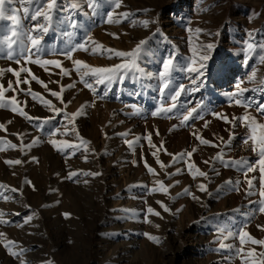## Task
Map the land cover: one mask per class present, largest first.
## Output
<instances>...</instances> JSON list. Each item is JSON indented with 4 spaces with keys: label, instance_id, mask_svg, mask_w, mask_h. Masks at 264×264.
I'll list each match as a JSON object with an SVG mask.
<instances>
[{
    "label": "rangeland",
    "instance_id": "rangeland-1",
    "mask_svg": "<svg viewBox=\"0 0 264 264\" xmlns=\"http://www.w3.org/2000/svg\"><path fill=\"white\" fill-rule=\"evenodd\" d=\"M47 2L23 6L16 2L8 7L18 10L28 30L44 23L43 16L32 21L31 15L45 10ZM23 7H29L27 18ZM109 11L121 22L108 23ZM119 13H127V18ZM51 16L50 30L41 41L44 51L31 61L25 45L13 44V59L7 58L10 49L0 46V70H4L0 103L7 105L0 108V185L4 186L0 194L7 197L0 199L4 213L0 264H264V245L252 242L264 240V230L257 227L264 225V213L258 211L264 200L259 170L264 139L259 125H264V114L257 110L258 105L264 107V0H121L119 9L109 0H57ZM72 20L79 27L72 28ZM10 24L0 23V33L8 32L4 25ZM8 39L16 37L8 32ZM141 41L145 43L136 70L110 85L96 84L95 77L86 76L83 80L93 88L85 87L81 79L85 71L126 59L107 50L131 52ZM80 43L88 50L76 49L71 60L55 54ZM204 56L208 58L203 60ZM38 58L59 60L69 74L62 76L54 64L34 62ZM168 58H173L174 69H184L171 73L169 88L199 90L182 93L177 108L164 113L159 110L172 102L169 89L160 91L164 81L158 74ZM75 60L82 63L75 65ZM190 64L198 72L187 71ZM22 67L29 71L21 72L20 79L29 83L17 86V78L7 69ZM253 73L255 78L250 79ZM9 81L17 91L8 90ZM29 89L37 94L35 99ZM53 91L61 93L60 99L51 95ZM105 91L108 94L101 99ZM13 97L15 107L34 119L11 110ZM197 104L200 108L193 116L202 118L182 124V116ZM55 108L62 110L59 115ZM81 110L71 123L64 117ZM213 113L229 121L250 114L257 124L255 140L251 125L237 119L233 127ZM53 116L43 128L37 127ZM232 133L234 138L225 145ZM197 134L211 143L201 144ZM149 135L156 148L148 145ZM36 139L39 143L21 151L22 144ZM52 139L55 146L49 142ZM64 141L79 148H64ZM156 149L159 163L152 155ZM189 152L190 157L173 162L174 156ZM218 155L221 160L214 159ZM16 159L22 164L5 163ZM240 160L254 169L247 173L251 189L244 170L235 163ZM177 169L182 171L174 174ZM70 172L77 175L69 179ZM88 172L100 175L82 174ZM157 181L168 188L167 193L154 191L160 187ZM201 184L206 190H200ZM29 216L32 219L25 223ZM241 231L249 234L243 244Z\"/></svg>",
    "mask_w": 264,
    "mask_h": 264
},
{
    "label": "snow or ice",
    "instance_id": "snow-or-ice-1",
    "mask_svg": "<svg viewBox=\"0 0 264 264\" xmlns=\"http://www.w3.org/2000/svg\"><path fill=\"white\" fill-rule=\"evenodd\" d=\"M16 2H19L23 6L25 3H27L29 5H33V4L36 3V0H0V23H2L3 21H6V20L11 21L10 25H4V27L6 29H8V32L11 33L12 37H16L15 40H12V39H8V32L0 33V46H7V48L10 49V51H8V53H7V58L8 59H13L14 58V52L11 51L13 44L18 43V44L25 45V51L27 53H29L28 59H29V61H31V57L32 56H38L40 53H42L44 51V48H43L42 43H41L42 37H43L44 34H46L50 30V26H51V23H52L51 13L56 8L57 0H48L45 10H43V11L36 10L34 12V14L31 15V20L32 21H37L38 17L43 16L44 23L43 24L37 23V25L35 27L30 28L28 30L24 29V27H23V25L21 23L20 17L18 15V10L15 9V8L8 7V6H10V5H12L13 3H16ZM109 3H110V5H114L116 9H119L121 7V0H109ZM72 7L76 8V7H78V5L77 4H73ZM89 7L90 8L93 7L92 3H89ZM23 13H24V17L27 18L29 16V7H23ZM118 15H119V17L126 19L128 14L127 13H119ZM107 22L108 23H120L121 21H120V19H114L113 13L111 11H109L107 13ZM143 23H144L145 26H147L148 22L144 21ZM70 26L72 28L79 27L78 23L75 20L71 21V25ZM33 32H35L36 35H32L31 33H33ZM88 39L90 41L91 37H89ZM27 42H30V47L26 46ZM144 43H145L144 41H141L140 44L137 45L136 49H134L131 52L107 50V51H109L111 53V55H114L115 57L126 58V59L124 60V62L116 64V65H113L112 67H109V68H91V69H89L88 71H85L82 74L81 79L83 80V77L91 75V76L95 77V83L96 84H106V85H110V84H112L114 81H116L118 79H123L124 78V74L126 72L136 70V61L139 58V56L141 55V53H142V45ZM209 47H211V45H209ZM248 47H249V49H251L253 47V45L250 43L248 45ZM261 47H264V45H261ZM76 49H83L85 51L88 50L85 47V43H80L78 45H75L74 48H71V49H69V50H67V51H65L63 53H55V54L56 55L63 54L67 59L71 60L72 59V52L75 51ZM93 51H95V49H93ZM207 58H208L207 56L202 57L203 60H206ZM261 59L264 60V57H261ZM34 62L41 63L44 66L53 65L54 64L56 68H60L61 69V75L62 76H67L69 74L67 69H63L61 67V62L59 60L44 59V60L41 61L38 58ZM17 63H19V59H17ZM81 63L82 62L80 60H75L74 61L75 65H80ZM173 64H174L173 58L165 59L164 62H163V65H162V71L159 72V74H158L159 77L164 81L163 87L160 89V91L163 93L165 89H169V92H168L167 95H168L169 99L172 102L171 107L166 108V109L162 108V109L159 110L160 112H164V113L172 112L173 109L177 108L178 98L181 96L182 93L187 94L188 92H195V91L199 90L198 86H196V87H193V88H191V89L186 91V89L184 88L183 85H181L178 90H171L169 88L171 73L174 70H181V71L184 70L183 68H180L179 66H177V68L174 69L173 68ZM201 67H203V65H201ZM7 71L11 72L17 78L16 81H15V84L17 86L19 84H21V83H23V84H28L29 83V81L27 79H24V80L20 79L21 72H28L29 71L27 68L22 67V68H20L19 71H14L13 69L8 68ZM187 71H189V72H198V69L193 67L190 64L187 67ZM3 76H4V70H0V77H3ZM254 78H255V73H253V75H252V77H250V79H254ZM32 79L36 80V77L32 76ZM38 82L43 84V81H38ZM83 82H84L85 87H87L89 89L93 88V84L92 83H89L86 80H83ZM192 84L196 85L197 81L195 79H193L192 80ZM44 87H45V89H47V84H44ZM67 87L71 88V87H74V85H68ZM8 90L13 91V92L17 91V89L13 87V82L12 81H9V83H8ZM93 90L95 91V89H93ZM20 91H23V90L20 89ZM62 91H63V89H62ZM242 91H246V89H242ZM28 93L33 96V99H35L36 96H37V94L31 92V89L28 90ZM107 94H108L107 91H105L104 92V96H102L100 98L103 99L105 96H107ZM51 95L53 97H56L57 99H60L61 93L53 91V92H51ZM3 96H4L3 85H0V97H3ZM61 102L63 103V101H61ZM11 103L14 105L12 107V109H11L13 112L19 111V114L21 116H24L26 119H34V118H31V117H28L25 112H23V111L19 110L17 107H15V105L18 102L15 100L14 97H13ZM235 103L237 105H240L241 104V100L240 99H236ZM44 104L46 106H48L49 108H52V105H51L50 101L45 100ZM6 106L7 105H5L3 103H0V108L6 107ZM246 106H249V105H246ZM180 107H183V105H180ZM198 108H200L199 104H197L196 107H193V108L187 110V114L182 116L181 123L182 124L186 123L189 120V118L201 119L202 117H200V116H196V117L193 116V114L197 112ZM257 110L261 114H264V107L258 105L257 106ZM54 111H55V113L57 115H59L62 110L59 109V108H55ZM81 114H82V110H81V112H77L75 114H72L71 116L68 113H64V117H65V119L69 120V123H71L72 119H74L75 116H79ZM213 114L216 115V116H219L225 122L232 123L233 127H235V121L237 119H239L241 122H246V126L251 125L253 127V135H252L251 138H252L253 141L255 140L254 131H255V126H257V124H256L255 118L252 117L250 114H246L245 116L239 117V118L233 117L231 121H229V118L227 116H224L222 114H219V113H213ZM152 115L156 116V115H158V112H153ZM35 119H39V118H35ZM52 119H55V116L50 117L48 120H44L41 124L37 125V127L43 128L44 125L49 123L50 120H52ZM204 126L207 127V122L205 123ZM2 127H3V125H0V128H2ZM259 127L264 128V125H259ZM56 131H58V129H56ZM65 134H67V132ZM49 135H55V131L52 132V133H49ZM214 136H215V134H214ZM233 138H234V133L230 134L229 141H225L224 142L225 145H227L231 141V139H233ZM78 139H79V137H78ZM137 139H139V138H137ZM197 139L200 140V143L203 144V145H209L211 143L207 139H201L198 134H197ZM49 142L52 145H54V146L57 144V141L55 139H52ZM147 142H148V145L150 147L156 148V146L151 141L150 135L148 137V141ZM37 143H39L38 139L33 140L32 143L27 144V145H23L22 144L21 145V151H24L25 148L31 149ZM82 143L85 145V150H87L86 149L87 142L86 141H82ZM127 143L129 145V147H132V142L129 141ZM244 143L247 144L248 140H245ZM213 146H215V145H213ZM12 147H15V145H12ZM63 147L64 148H76V149H78L79 145H75V144L69 143L68 141H64L63 142ZM159 150L160 149H156V151H154L152 153L153 156L157 157V162L158 163H159V158L157 156V152ZM253 150H255V149H253ZM191 155H192V153L189 152V153H182L179 156H174L173 157V162L175 163V162L184 160L185 156L190 157ZM259 156H260L259 170L262 173V184H264V139H262L261 144H260ZM33 159H35V158H33ZM214 159L215 160H221V156L218 155V156L214 157ZM5 163L9 164V165H21L22 161L20 159L6 160ZM204 163H208V161H204ZM235 163L237 164V166L242 167V169L244 170V174H245V177H246V182H247V185H248V189H251L253 181H252L251 178H247V173L254 171L253 167L250 164H247V162L243 161V160L235 161ZM145 167L147 168V170L150 173L154 172V170L150 166L147 165L146 161H145ZM161 167H165V166L163 164H161ZM188 168H189V170H191L192 165L189 164ZM181 171H182L181 169H177L176 173H174V174H179ZM197 171H198L199 176H201V177L206 176L205 172L199 171V170H197ZM82 174L83 175H100V173H91V172L82 173ZM76 175H77L76 172H70L68 174V178L71 179L73 176H76ZM169 175H173V174H169ZM156 183L159 184L160 187H159V189H154V191L163 190L165 193H167L168 188H166L162 182L157 181ZM177 183H179V181H177ZM237 184H239V181H237ZM3 188H4V186L0 185V190H2ZM199 188H200L201 191L206 190L205 186L203 184H201L199 186ZM11 191H17V190L16 189H11ZM184 191H185V193H188V189H185ZM260 195L264 196V191H262L260 193ZM0 199H7V197H4L2 194H0ZM259 204L261 206L258 208V211L260 213H264V200H260ZM164 210L167 211L168 209L165 208ZM147 211L149 213H152L153 209L151 207H149L147 209ZM156 214L158 215V213H156ZM0 215H4V213H0ZM65 215L67 216L68 214H65ZM31 219H32V217L29 216L27 218V220L25 221V223H27ZM5 223H10V222L9 221H5ZM257 227H259L262 230H264V225H258ZM220 231H225V230H220ZM227 231H228V236L229 237L232 236L231 231L230 230H227ZM238 236H239L240 243L243 244L244 240H245V237L249 236V234L247 232H245V231H241V232L238 233ZM149 238L150 239H155L154 237H149ZM227 238L228 237H225V239H227ZM252 242L264 245V240H253ZM220 247L223 248V247H226V245L221 243ZM261 255L264 256V253H262Z\"/></svg>",
    "mask_w": 264,
    "mask_h": 264
}]
</instances>
